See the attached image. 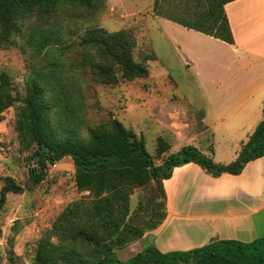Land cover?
<instances>
[{"label":"trees","instance_id":"1","mask_svg":"<svg viewBox=\"0 0 264 264\" xmlns=\"http://www.w3.org/2000/svg\"><path fill=\"white\" fill-rule=\"evenodd\" d=\"M97 1L0 0V49L14 46L13 36L19 35L24 39L21 50H30L34 59L46 56L49 49L59 51L58 47L65 42V33L58 13L89 8ZM232 1L235 0H186L184 6L168 9L167 0H155L153 13L188 30L232 44L224 11V6ZM33 17L35 20L31 23ZM79 46L86 50L89 60L93 55L87 50L98 53L102 50L108 57L122 61L128 76L146 74L144 68L130 60L133 42L126 32L89 31L80 38ZM62 56L59 53L45 67L33 69L24 98L12 95L7 76L0 74V121L2 113L19 102L15 130L20 146L26 150L38 144L42 147L37 163L40 170L36 169L24 186L11 177L1 179L0 209L8 194H22L31 189L43 179L47 163L55 165L65 157L72 160L77 190L92 196L90 208L74 203L58 217L53 225L58 243L51 245L41 240L32 264H264V238L251 242L213 241L188 251L168 253L148 245L124 262L114 253V249L143 236L144 230L126 223L129 197L134 188H144L154 182L159 198L165 201L163 181L171 178L176 167L194 163L214 177L224 173L238 175L248 162L264 156V104L262 121L235 161L217 164L191 145L165 156L170 146L159 137L158 157H165L156 164L144 140L117 120L112 119L108 126L88 127L83 134V95L73 77L64 72ZM100 56L106 61L104 53ZM91 70L97 82L117 83L107 63H92ZM158 216L148 230H155L166 218L165 203Z\"/></svg>","mask_w":264,"mask_h":264},{"label":"rangeland","instance_id":"2","mask_svg":"<svg viewBox=\"0 0 264 264\" xmlns=\"http://www.w3.org/2000/svg\"><path fill=\"white\" fill-rule=\"evenodd\" d=\"M154 1L98 0L89 8L58 13L65 42L58 47L59 51L49 49L48 54L41 58H32L30 50L22 51L24 39L14 35V46L0 49V74L7 76L11 94L24 98L33 69L45 67L61 53L64 72L73 77L83 95V134L88 127L108 126L112 119L117 120L133 131L138 139L144 140L146 150L154 157V162L160 164L165 156L158 157L157 139L161 137L168 142L174 139V135L186 136L193 131L198 120L183 107L187 105L198 116L195 111L203 102L197 90L210 87L211 81L207 85L205 81L201 84V80L195 77V70H184V61L171 44L169 30L172 23L154 15ZM185 1L167 0L165 7L180 8ZM34 20L33 17L31 23ZM96 29L128 33L129 40L133 42L130 60L137 67L144 68L146 74L143 77L128 76L122 61L108 57L102 50L100 53L87 50L93 55L89 60L79 41L87 32ZM192 47L197 57L206 59L205 66L202 65L204 68L212 65V58L217 54L211 46L194 43ZM103 53L106 61L100 56ZM102 62L107 63L117 77L116 84L105 85L94 80L91 65ZM16 105L6 109L0 121V189L3 185L1 179L5 177H11L24 186L36 170L35 152H41L36 145L27 150L20 146L15 130ZM242 137L244 135L237 137L232 133V128L217 127L213 140L216 149L210 150L206 156L215 162L230 161L232 140L238 141ZM43 173V179L31 189L6 196L0 209V264H32L41 240L45 239L51 245L58 243L59 239L53 235V225L68 207L74 203L91 207L92 196L78 191L75 186L71 158L65 157L55 165L47 163ZM157 188L152 182L144 188L132 190L126 223L144 232L142 237L114 249L120 261H127L146 246L154 245L147 227L157 222L165 203L159 198ZM162 244L159 242L154 246L165 252Z\"/></svg>","mask_w":264,"mask_h":264},{"label":"crops","instance_id":"3","mask_svg":"<svg viewBox=\"0 0 264 264\" xmlns=\"http://www.w3.org/2000/svg\"><path fill=\"white\" fill-rule=\"evenodd\" d=\"M224 11L232 44L169 21L171 44L180 53L184 70H195L201 84L211 82L210 87L197 90L203 102L195 111L198 116L183 104L198 123L193 120L196 125L189 135H174L167 142L170 149L165 156L186 145L209 155L216 149L215 129L232 128L237 137H244L232 140L230 161H214L227 165L237 159L263 119L264 0H235L227 3ZM194 43L211 46L216 52L211 66L203 67L206 59L196 56ZM163 187L166 218L150 232L155 246L164 243L163 251H186L213 241L264 238V156L248 162L238 175L214 177L194 163L185 164L173 169Z\"/></svg>","mask_w":264,"mask_h":264},{"label":"water","instance_id":"4","mask_svg":"<svg viewBox=\"0 0 264 264\" xmlns=\"http://www.w3.org/2000/svg\"><path fill=\"white\" fill-rule=\"evenodd\" d=\"M37 148H38V151L42 150V147L39 144L37 145ZM35 156H36L35 162L38 163V161H39V153L35 152ZM36 169L39 171V165L38 164L36 165Z\"/></svg>","mask_w":264,"mask_h":264}]
</instances>
